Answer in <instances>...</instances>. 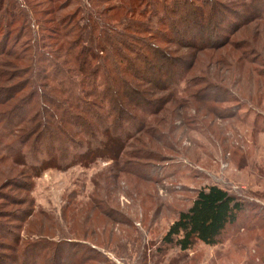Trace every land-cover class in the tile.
I'll return each mask as SVG.
<instances>
[{
    "label": "rangeland",
    "instance_id": "rangeland-1",
    "mask_svg": "<svg viewBox=\"0 0 264 264\" xmlns=\"http://www.w3.org/2000/svg\"><path fill=\"white\" fill-rule=\"evenodd\" d=\"M6 1L0 11V42L9 40L0 49V264H264V0H189L186 8L206 6L205 30L182 19L180 35L156 22L146 0H134L136 14L126 21L130 0H104L101 6L113 11L100 20L112 27L111 40L135 20L151 33L122 39L126 48L118 54L112 43L109 55H88V77L73 74L78 97L72 100L68 90L50 96L57 105L64 99L77 105L74 113L35 98L53 113L42 111L53 130L37 136L39 109L22 118L33 100L23 110L20 103L11 113L8 108L38 87L51 94L52 84L43 88L38 79L42 51L65 69L73 66L65 50L43 49L56 40L45 39L40 16L23 0ZM158 1L150 0L153 10L169 2ZM79 4L83 17L94 7L75 0L56 16ZM171 17L178 22L179 15ZM19 84L22 90L5 102L6 89ZM210 185L244 205L220 243L197 242L186 251L162 245L178 213Z\"/></svg>",
    "mask_w": 264,
    "mask_h": 264
},
{
    "label": "trees",
    "instance_id": "trees-1",
    "mask_svg": "<svg viewBox=\"0 0 264 264\" xmlns=\"http://www.w3.org/2000/svg\"><path fill=\"white\" fill-rule=\"evenodd\" d=\"M5 1L6 0H0V11L2 10V5ZM27 1L29 0H23L25 5L27 6L26 8L28 9V11H30L35 15L40 16V19L39 18L37 19L41 23L38 21L36 22L40 24L39 25L40 28H42V30L44 31L43 36H45V39L56 40L55 44L44 45L43 49L47 48L50 50V52L53 49L54 52L56 53L65 50L66 54L68 55L67 56L68 59H66V62L67 64L73 66V69H65L63 65L59 62H56L57 60L55 59L49 60L45 56L46 51H42V53L39 54L42 55V57H44L45 59L42 62H44L45 64L47 63L48 65L52 64L49 65L51 69L50 73L52 74L46 73L48 72V65L47 67H45L44 63H42L41 66H39L38 68V77H39L38 79L45 81V83L41 82L42 84L41 83L40 84L43 88H45V84L51 83L52 84L50 86L51 94H49V92L47 91H41L40 88L38 87V89L34 90V92H30L26 96H22L21 98H19L10 108H8V110L10 109V111H8L9 113H11V110H13V108L17 109L18 108L17 106L19 105L20 106L22 105V110H23L26 101L33 100V102L30 105L25 106L26 111H24L25 113L22 116L23 119L25 114L31 108L39 109L36 111L38 115L34 116V121L38 123L37 125L38 129H36L37 133L35 134V129L31 130L25 136L24 142H26L28 138L30 139L33 134H35L34 136H37L41 131L53 130L51 128L52 123H49V121L42 115V111H47L52 116L53 113L46 107L47 104H43V103L39 104L37 103V101L35 102V98L51 103L53 104V106H55V108H58L60 110L66 109L74 113L75 112L74 108L79 110V107L77 105L69 102L67 99H64L63 103L65 104L63 106L61 101L59 105H57L54 101H52L53 99H51L50 96H53L54 93H60V95L63 96V94L68 90L69 95L72 97V100L74 98H77L78 95L75 97L76 89L73 86L76 83L74 79L75 75L73 76V74L76 75L79 74L77 76L83 78L88 77L87 73L85 72L89 70V67L91 66L92 61H90L89 58L95 56L96 54L95 51L102 53L103 55H109L108 52L110 50L109 46L110 44L113 45L115 43V51L118 54L120 50L126 48V45H124V40L122 39H129L134 33L137 34L142 33L144 34V36H146L150 32V29L146 27V25L143 26L140 21L135 20V22H133V25L128 23V25L125 24L121 29L118 28L119 31L118 35L121 37H119L118 39L111 40L113 38V36L110 35V32L112 31L111 30L112 27L109 25L106 26L104 21L100 20L101 15H105L113 11V10L106 11V9L101 6V4L105 3L104 0H86V2L89 4V8L91 5H94L93 10L90 8L89 11H86L88 15L87 17H83V13L85 11L83 4L77 5L73 11L67 13L66 15H63L61 17L56 16L58 12L66 8H70V6L73 4L75 0H65V2L61 4H59L61 0H42L40 3H34L32 5L29 2V6ZM188 1L189 0H169V2L163 4L162 8L153 10L154 7H151L149 5L150 0H146L145 8L147 10V7H150L152 11L151 16H154L156 22H159L160 25H164L166 27L170 26L172 28L173 33H178L179 35L181 34V32L178 29L179 28L178 24L179 21L180 22L182 21V19L186 20L188 24L191 23L193 25L191 28H195V29L197 28V31L199 30L203 31L204 27L201 21V16L203 15V13H205L206 6L205 7L196 6L192 2L193 8L190 7L186 8ZM133 2L134 0H130V5L124 12L123 15L124 21L128 20L127 16L129 15H131L130 20L131 19L133 20V16L136 14V10H134L135 8H133V4H132ZM159 3L160 2L157 0V4ZM202 3L204 4L203 0ZM47 5H49L50 7ZM36 7H40V8L37 9ZM34 8H36V11ZM179 8L182 9L181 12L178 11ZM146 10L142 9L141 11H139V16L143 17ZM155 10L158 11L155 12ZM21 11L24 14V16L21 17V19L23 20L21 29H25L27 25H29L28 16H27V12L25 13L23 10ZM171 14H176L177 16L179 15L178 22L174 21L173 17H171ZM184 14L187 15L183 17ZM20 15L21 13L19 14V16ZM181 15L182 17H180ZM49 17H52V19H48ZM94 17H98L99 20L95 19ZM4 19L5 17H2V20ZM76 19H81L83 21L85 20V22L82 25L69 26ZM12 20L13 19L10 18V21L7 19H5L4 21L7 24V22H12ZM47 20H51L49 22H56V26L54 27H52V25H50L51 27L46 25H45L46 27L43 26L42 24H46ZM90 20L93 21L91 25V30L85 32V29L90 24ZM49 22L47 24H50ZM122 24L123 21H120V25ZM5 26L6 27L4 32H6L7 30V25ZM32 30L33 29H31V32L33 33ZM96 30H100V31L96 33ZM88 32L92 38L87 37ZM93 33H96V35ZM162 33L165 34L164 31H162ZM102 35H104L105 37H102ZM144 36L141 38H144ZM16 38H20L19 35H17ZM96 38H101L103 42H100ZM8 42L9 40L6 39V37L3 38L2 36L0 42V49ZM146 42L147 41H144L143 45H145ZM90 54L92 55L88 58V55ZM61 57L63 56L57 54V58L60 59ZM148 67H150V65ZM55 71H57V73L61 76V79H56ZM41 73L45 75L43 76ZM12 75L15 77L14 74ZM14 77L11 78L14 79ZM55 83L58 86H56ZM20 86L22 85L20 84L18 86L11 85V87L6 89V92H8L7 95L8 98L5 100V102L14 99V97L17 95V91L14 89L17 88L18 90L19 87V90H22V87ZM68 104L71 109L67 107ZM25 120H29V119L26 118ZM30 120H33V115L32 117H30ZM19 131L24 132L26 130L19 129ZM243 210H244L243 203L240 202L235 196L228 193L226 190L216 185H210L201 188L196 192L195 197L192 200L190 206L186 210L179 212L175 221L168 227L166 233L161 239V244L176 247L180 251L189 250L197 242H200L208 246H216L220 243V239L224 234L226 228L228 226L233 225L237 221L238 216L243 212Z\"/></svg>",
    "mask_w": 264,
    "mask_h": 264
}]
</instances>
